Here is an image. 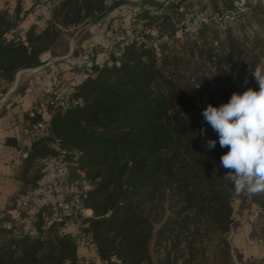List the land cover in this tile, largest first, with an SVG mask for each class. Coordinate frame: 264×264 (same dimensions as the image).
Segmentation results:
<instances>
[{
	"label": "trees",
	"instance_id": "trees-1",
	"mask_svg": "<svg viewBox=\"0 0 264 264\" xmlns=\"http://www.w3.org/2000/svg\"><path fill=\"white\" fill-rule=\"evenodd\" d=\"M54 1L52 18L34 20L23 35L15 30L32 14L30 3L24 13L20 3L0 9V91L9 89L20 71L40 66L43 54L55 56L60 40L68 35L64 30L96 23L122 3ZM180 2L167 4L158 17L144 10L143 25L155 24L161 35L164 29L172 39L173 32L164 25ZM232 2L208 0L202 8L219 13L233 9ZM150 4L153 0H141L143 8ZM213 25L209 21L189 35L180 53L174 46L162 45L157 53L126 45L119 66H102L95 78L79 86L74 98L82 100L83 107L54 116L51 135L30 146L24 160L30 173L22 191L34 187L39 160L53 154L54 138L67 153L71 175L81 171L91 182L83 201L91 216L78 220L77 231L91 241L102 264H200L214 240L215 258L228 262L225 237L239 194L222 178L227 170L220 166V157L229 149L220 147L202 111L208 104L227 103L234 92L259 89L253 72L264 63V6L249 5L223 29ZM214 41L217 46L212 48ZM199 61L203 67L197 66ZM211 84L214 91L205 97ZM208 139L217 140L214 149L206 147ZM251 199L260 208L251 234L264 244V193ZM30 223L33 234L22 233L14 219L3 218L0 264L81 260L74 234H45L41 215L32 216ZM236 260L241 262L239 254Z\"/></svg>",
	"mask_w": 264,
	"mask_h": 264
},
{
	"label": "built area",
	"instance_id": "built-area-1",
	"mask_svg": "<svg viewBox=\"0 0 264 264\" xmlns=\"http://www.w3.org/2000/svg\"><path fill=\"white\" fill-rule=\"evenodd\" d=\"M114 0H109L108 5ZM132 0H125L113 8L114 26L108 30L103 27L102 20L89 21L92 26V37L78 47L72 43L69 53L61 58H55L43 66L33 69L40 71L48 68L51 74L50 85L40 93V102L34 108V116L37 120L29 132L23 159L27 158L31 144L38 138L51 135L52 120L57 114H65L73 108H82L83 102L74 98L79 86L97 76L102 66H119L123 57L124 47L129 44L157 49L158 41L147 40L145 34L138 30L142 20L131 19L134 14ZM32 6V17L35 20H49L55 6L54 0H29ZM134 17V16H133ZM89 25V26H90ZM100 47V51L97 49ZM53 154L39 160L40 175L34 187L18 192L12 203V219H18L22 214L30 216L41 215L44 223L45 234L71 233L77 237L78 250H90L94 259H98L96 250L91 241L83 232H78L77 216L87 218L90 210L84 206L88 192L91 190V182L82 172L75 176L70 173V163L67 153L61 147L60 141L53 139ZM259 211L253 215L256 216ZM252 220V218H249ZM31 221H24L19 225L22 233L33 234ZM7 230L11 225H5ZM20 237V235H19ZM249 247H257L259 241L251 237L247 239ZM64 264H72L66 261ZM77 264H88L80 260ZM97 264H102L98 261Z\"/></svg>",
	"mask_w": 264,
	"mask_h": 264
},
{
	"label": "crops",
	"instance_id": "crops-1",
	"mask_svg": "<svg viewBox=\"0 0 264 264\" xmlns=\"http://www.w3.org/2000/svg\"><path fill=\"white\" fill-rule=\"evenodd\" d=\"M19 0H0V9L10 8L11 4ZM21 12L24 13L29 7L27 0H20ZM17 5V3L15 4ZM21 13V14H22ZM113 13L101 19L103 27L108 30L114 26ZM34 22L31 16L26 17L22 22L23 35L29 26ZM56 57L50 53L41 56V65L54 60ZM48 70L33 71V69L23 70L16 75L15 83L11 89L0 91V223L3 218L12 219V203L14 196L24 189L26 178L30 172H26L24 160L21 154L24 151L26 139L34 123V108L40 102V93L50 85L51 74ZM26 81L25 88L20 92L16 91L18 81ZM91 215V211H90ZM32 216L22 214L18 219H14L18 225L24 221H31ZM252 227L237 228L232 238V247L236 254L241 256V262L237 264H247L255 262L264 264V245L249 247L247 238L251 235ZM79 258L88 264H97L90 250H78Z\"/></svg>",
	"mask_w": 264,
	"mask_h": 264
},
{
	"label": "rangeland",
	"instance_id": "rangeland-1",
	"mask_svg": "<svg viewBox=\"0 0 264 264\" xmlns=\"http://www.w3.org/2000/svg\"><path fill=\"white\" fill-rule=\"evenodd\" d=\"M176 0H153V4L155 5H145L143 8L141 6V0H132L133 7H135L134 14L131 15V19L137 18L138 20H141V18L144 17V10L149 11L153 17L161 16L163 11L165 10L167 4L172 3ZM208 0H204L202 2L198 3V0H181L180 5L178 7L177 13L172 14L170 16L169 25H164V27L168 28L167 30H171L173 32V38H169L167 31L162 29V35L160 34V30L156 27L157 25L152 24L149 27H145L143 23H139L138 30L145 34V38L147 40H153V42H159L157 49H153L155 52H159L160 46L165 45L166 47L174 46V50L176 52H182L181 48L186 42V38L189 35H195L197 34L201 29L202 25L209 23V21H212L214 24L213 26H217L218 29H223L226 25H228L229 22H231L237 13H243L247 10H249V5L251 7L260 4L261 6H264V0H232L233 2V9L225 10L224 12L215 13L211 11V9H203V4H206ZM21 1H15L14 4H11V8H14L16 3L19 4ZM125 3V0H122L123 4ZM25 16L22 20V22L26 21ZM32 17V15H30ZM134 16V17H133ZM33 20H35L32 17ZM22 22L19 25L18 29L15 30V33H18L21 35V26ZM92 23V22H91ZM87 22L86 24L71 30H64L65 34H68L67 36H64L59 44L57 45L55 49V56L56 58H61L63 56H66L69 53V48L71 43L78 47L82 43L86 42L92 37V33L90 31L91 25ZM161 28V27H160ZM21 31V32H20ZM212 48H215L217 46V42H213L211 44ZM166 51V50H165ZM164 56L167 55L166 53L163 54ZM181 57V56H180ZM198 67H203V62L199 61L196 63ZM264 65V63H262ZM230 65H227L224 67L225 69H228ZM35 69V68H34ZM49 70L48 68H45L43 71ZM21 72V71H20ZM48 74H50L48 72ZM26 81H22V78L18 81V90L22 91L26 86ZM15 83V81H14ZM13 83V84H14ZM11 85V87L13 86ZM209 88V90L204 94L206 97L207 95L213 93V84ZM11 87L9 89H11ZM81 172V171H79ZM83 173V172H82ZM252 195H248L247 193H241L236 196L235 200L233 201V210H232V223L230 224L229 232L226 235L225 239L229 244L230 249V255L228 262H224L220 258H215V254L218 252V244L217 241H211L208 246L206 247L205 254L200 256L199 261L200 264H237L236 262V251L232 247V238L236 232L237 228H243L247 227L248 225H254L258 223L259 216H260V208L255 203H253L251 200ZM256 211H259L256 216L253 217L254 213ZM90 214V213H88ZM252 218L250 220L249 218ZM260 227H257L259 229ZM252 234L247 238H251ZM259 244H262L260 239L255 237ZM205 245V244H203ZM264 245V244H262ZM206 246V245H205Z\"/></svg>",
	"mask_w": 264,
	"mask_h": 264
},
{
	"label": "clouds",
	"instance_id": "clouds-1",
	"mask_svg": "<svg viewBox=\"0 0 264 264\" xmlns=\"http://www.w3.org/2000/svg\"><path fill=\"white\" fill-rule=\"evenodd\" d=\"M253 76L258 90L249 87L242 94L234 92L227 103L208 104L202 111L220 147L229 149L220 157V166L227 170L222 178L235 193L248 195L264 193V65H256ZM204 131L200 129L199 134ZM216 144L215 139L206 141L209 150Z\"/></svg>",
	"mask_w": 264,
	"mask_h": 264
},
{
	"label": "water",
	"instance_id": "water-1",
	"mask_svg": "<svg viewBox=\"0 0 264 264\" xmlns=\"http://www.w3.org/2000/svg\"><path fill=\"white\" fill-rule=\"evenodd\" d=\"M77 219H80V216H77Z\"/></svg>",
	"mask_w": 264,
	"mask_h": 264
}]
</instances>
